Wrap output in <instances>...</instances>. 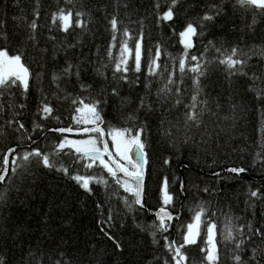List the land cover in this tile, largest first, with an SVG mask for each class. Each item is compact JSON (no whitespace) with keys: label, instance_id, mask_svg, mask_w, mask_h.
<instances>
[{"label":"snow or ice","instance_id":"1","mask_svg":"<svg viewBox=\"0 0 264 264\" xmlns=\"http://www.w3.org/2000/svg\"><path fill=\"white\" fill-rule=\"evenodd\" d=\"M0 141V264H264V0H0Z\"/></svg>","mask_w":264,"mask_h":264},{"label":"trees","instance_id":"2","mask_svg":"<svg viewBox=\"0 0 264 264\" xmlns=\"http://www.w3.org/2000/svg\"><path fill=\"white\" fill-rule=\"evenodd\" d=\"M47 4V0H42V7L44 5ZM9 11H13L11 6L9 5ZM151 31V35H149V32ZM158 38V33H156L154 30H150L147 26L145 28V37L142 40V64L145 62L146 60V56H147V48L149 47L150 44H152L156 39ZM105 42V37L101 36L98 43H100L101 45H103ZM168 45L169 48L168 50L170 52L175 53V51L178 50V43L177 44H173L172 40H168ZM115 48H114V52H115ZM68 124V121H65V125ZM248 134L250 136L253 135L252 132V128L250 127L248 130ZM0 147H3V142L0 141ZM232 159L234 161L237 162H241L239 161L238 157H232ZM242 163L247 164L248 163V157L247 155H245L244 160L242 161ZM176 171L178 173L183 171V161L178 162L176 164ZM260 177L255 173V172H251L249 174H243L241 175V177L237 180V181H233L231 183V187L232 188H236L238 190H240L241 192L243 191V187H244V183L248 182V181H252L253 185L257 184L260 182ZM74 191V190H73ZM93 200L94 198L91 197H83V207L79 208L77 211V215H76V225L77 228L84 230V231H90L93 227H94V221H93ZM36 204V207H40V201L39 199H37V201L34 202ZM156 201L152 200L150 201V204H155ZM73 208H76L75 202H73ZM27 211L25 209H21L20 212H24ZM188 217V213L185 211L184 213L181 214V221L186 220ZM19 218H23V216H20ZM146 219H150V217H146ZM174 223H177L176 221H174ZM193 255H198L196 253V251L193 249L190 252V258Z\"/></svg>","mask_w":264,"mask_h":264},{"label":"rangeland","instance_id":"3","mask_svg":"<svg viewBox=\"0 0 264 264\" xmlns=\"http://www.w3.org/2000/svg\"><path fill=\"white\" fill-rule=\"evenodd\" d=\"M71 138H78L76 135L68 134Z\"/></svg>","mask_w":264,"mask_h":264},{"label":"flooded vegetation","instance_id":"4","mask_svg":"<svg viewBox=\"0 0 264 264\" xmlns=\"http://www.w3.org/2000/svg\"><path fill=\"white\" fill-rule=\"evenodd\" d=\"M109 144H110V141H109Z\"/></svg>","mask_w":264,"mask_h":264}]
</instances>
